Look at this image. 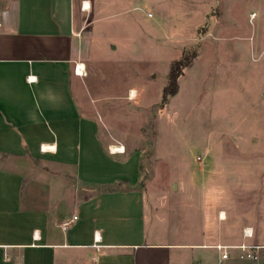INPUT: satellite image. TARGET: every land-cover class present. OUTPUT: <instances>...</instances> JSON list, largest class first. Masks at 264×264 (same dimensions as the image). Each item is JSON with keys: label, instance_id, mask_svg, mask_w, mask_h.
<instances>
[{"label": "crops", "instance_id": "obj_1", "mask_svg": "<svg viewBox=\"0 0 264 264\" xmlns=\"http://www.w3.org/2000/svg\"><path fill=\"white\" fill-rule=\"evenodd\" d=\"M82 1L0 0V264H264L262 181L253 220L219 207L186 241L148 226L139 152L78 102ZM241 243L260 245L258 260L216 247Z\"/></svg>", "mask_w": 264, "mask_h": 264}, {"label": "rangeland", "instance_id": "obj_2", "mask_svg": "<svg viewBox=\"0 0 264 264\" xmlns=\"http://www.w3.org/2000/svg\"><path fill=\"white\" fill-rule=\"evenodd\" d=\"M88 2L81 29L87 92L78 102L139 152L130 166L136 171L140 156L148 226L186 241L219 207L229 209L231 223L258 217L264 0ZM182 57L192 62L163 102Z\"/></svg>", "mask_w": 264, "mask_h": 264}, {"label": "built area", "instance_id": "obj_3", "mask_svg": "<svg viewBox=\"0 0 264 264\" xmlns=\"http://www.w3.org/2000/svg\"><path fill=\"white\" fill-rule=\"evenodd\" d=\"M85 2H86V0H84L82 2V4H83L82 7L83 8H85V6H86L85 5ZM89 7H90V4H89ZM82 65H83L82 63H76V65H75V71L77 73H79V74H82V72H85V68ZM118 146H121L122 147V152L125 151V146L124 145H118ZM109 150L111 152H120V149L119 148L113 149L112 148V145L110 146ZM76 218L77 217L74 216V219H76ZM72 221H73V219L65 220L62 223V227L64 229H66L71 224ZM244 234H245V236H248V237L253 236V229L251 227H246L244 229ZM216 247L219 248V249H224L223 254H222L223 257H227L228 256V252L226 250L228 247H235L236 249L241 250V252L239 253V258L240 259L258 260V258H259L258 249L261 246L258 245V244H256V243H241V244H236V245L217 244Z\"/></svg>", "mask_w": 264, "mask_h": 264}, {"label": "trees", "instance_id": "obj_4", "mask_svg": "<svg viewBox=\"0 0 264 264\" xmlns=\"http://www.w3.org/2000/svg\"><path fill=\"white\" fill-rule=\"evenodd\" d=\"M193 55H196V53ZM191 62L192 59L190 57H182L181 59L175 60L173 62L170 71L169 83L164 87L163 98H162L163 102L167 101L168 96L177 93L179 89L178 79L180 75L183 73V69L189 64H191Z\"/></svg>", "mask_w": 264, "mask_h": 264}, {"label": "bare ground", "instance_id": "obj_5", "mask_svg": "<svg viewBox=\"0 0 264 264\" xmlns=\"http://www.w3.org/2000/svg\"><path fill=\"white\" fill-rule=\"evenodd\" d=\"M85 8L87 9L88 7H89V2L88 1H86L85 2ZM83 66V65H82ZM83 73V72H82ZM136 96V90L135 89H133V90H131V97H135ZM113 146V145H112ZM113 148V147H112ZM117 148H119L120 149V152H122V147L121 146H115L113 149H117Z\"/></svg>", "mask_w": 264, "mask_h": 264}]
</instances>
